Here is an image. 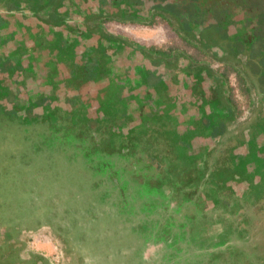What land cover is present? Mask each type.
Returning a JSON list of instances; mask_svg holds the SVG:
<instances>
[{"label":"rangeland","instance_id":"obj_1","mask_svg":"<svg viewBox=\"0 0 264 264\" xmlns=\"http://www.w3.org/2000/svg\"><path fill=\"white\" fill-rule=\"evenodd\" d=\"M107 27L113 35L132 43L148 48H173L175 54L199 59L215 75L223 71L227 85L222 88L217 83L218 88L211 90V94L217 95L222 90L229 92L238 116L228 122L227 134L218 140L214 152L210 151L213 148L212 130H209V137H199L190 147L175 150V145L182 140L177 129L161 126L152 133L147 120L136 117L122 127V135L129 140L121 142L128 141L137 150L125 152L127 155L124 156L115 152L116 144L109 134L96 133L97 140L90 135L81 137L82 131L87 129L85 116L78 120L75 116L73 119L59 116L57 120L44 117L40 119L42 124L38 125L30 120L32 111L26 107V125L5 123L6 126L0 127V154L4 155H0V193L4 189L10 195L7 199L0 196V236H5L6 231L12 233L14 229V236L9 234L14 240L13 246H16L13 249L16 257L13 255L12 260L33 261L28 264H107L108 261L127 264L135 259L125 256L135 249L133 243L137 244L138 251L135 264H145L144 259L148 260L147 264H264V135L258 139L262 147L260 152L251 154L245 150L247 146H242L237 150L244 158L237 157L233 168L230 167L235 148L246 142V128L252 126L257 132L263 122L258 82L247 76L237 60L227 55L217 56L212 47L191 45L166 18L158 16L144 23L112 21ZM47 54L44 52L43 57L46 58ZM40 62L44 59L41 58ZM135 70L131 88L145 95L147 87L138 72L140 68ZM36 71L41 75L40 80L35 83L29 79L28 86L34 88L36 99L42 96L51 101L46 108L41 103L47 113L51 111V104L59 105V98L72 104L90 99L87 102L88 109L93 111L89 112L90 118H99L96 122L106 120L110 114L106 107L111 99L103 97L101 101L97 98L99 84H83L74 88L71 76L74 73L64 71L58 77L62 79L58 89L60 84L53 86L49 79L50 71L44 65H39ZM22 77L18 87L19 82H23ZM69 79L71 82L67 83ZM116 80L118 83H109L112 95L121 92L122 88L127 89L125 94L130 93L127 85L131 84L122 85L124 81L118 77ZM159 101L163 104L166 99L160 97ZM99 103L101 110L94 111ZM195 112L194 116L198 113L197 110ZM89 123L95 126L94 122ZM148 130L152 134L144 136ZM140 134L144 135L139 137ZM256 143V140L248 142V147L252 148ZM158 144L175 155L172 161L161 148L151 151L158 148ZM137 151L139 155L152 152L146 156L152 167L163 168L165 163L167 167L160 171L135 167L129 156L138 154ZM36 154L41 156L35 159ZM29 156L34 159H28ZM10 159H17L18 169H12ZM36 161L39 163L37 167ZM13 173H18L16 180L11 177ZM170 177L168 198L158 189ZM48 179L56 182L51 184ZM204 188L213 193L212 196L206 193L211 196L212 209L201 199ZM231 198L249 200L235 203ZM5 202L8 208L17 206L9 211L8 223L4 222L5 217L3 219L1 214ZM250 203H253L251 208ZM219 204L225 209L216 213V207L221 208ZM3 212L7 211L4 209ZM216 217L222 218L225 224H218L221 234L212 237L207 231L204 237L199 235L206 244L196 242L198 239L192 240L191 221L204 225L214 223ZM22 220L26 222L22 223ZM93 220H101L98 231L96 228L100 239L102 235L116 233L123 239L121 263L114 262L112 251L115 247L112 245L115 243L109 245L111 240H91L93 231L88 226ZM213 228L217 230L216 225ZM204 229L209 230L210 225ZM35 254L42 257L37 262L33 260ZM138 254L141 255L140 261Z\"/></svg>","mask_w":264,"mask_h":264},{"label":"flooded vegetation","instance_id":"obj_2","mask_svg":"<svg viewBox=\"0 0 264 264\" xmlns=\"http://www.w3.org/2000/svg\"><path fill=\"white\" fill-rule=\"evenodd\" d=\"M106 1L105 5H101V3ZM163 2L165 4L167 2H178V0H0V127L11 123H17L19 126L26 125L28 109L32 111L30 120L38 125L42 124L40 119L44 117L57 120L59 116H63L66 119H73V116H75L76 120H78L85 116L88 122L87 129L81 133L82 138L90 135L97 140L99 138L96 133L109 134L111 141L116 144L115 152L127 155L125 152L134 151L136 148L129 144L128 141L122 144L121 140H129L122 135V127L133 122L136 117L141 116L147 120V125L152 129V133L157 128L170 127L177 129L182 140L175 145V150L184 146L190 147L189 145L199 140V137H209L211 135L209 130H212L211 145L213 148L210 151H216L218 140L224 138L227 134L228 122L233 121L238 116V109L234 105L229 92L222 90L217 95L211 94V90L218 88L217 83L222 88L227 83L224 72L222 71L220 75H215L216 73L213 74L214 72L212 73L209 67L203 65L201 60L191 56H180L174 53L175 50L171 57L153 54L139 47L138 44L125 40L123 37H109L107 34L112 33L108 29L107 24L112 21L142 23L143 21L138 20H153V18L158 16L166 18L171 22L173 28L180 32L191 45L198 48L212 47L217 56L227 55L241 63L247 72V76L258 82L259 105L264 111V68L253 64V67L246 65L247 51L245 50L246 45L243 44V42L254 38V30L242 15H238L236 19L234 18L235 21L228 23L224 35L221 32L217 33L215 28L210 29L207 36L202 35V23L195 24L193 29L187 33L179 28V22L176 17L157 5L163 4ZM214 20L209 15L206 21L213 22ZM53 23L55 24L53 25ZM61 41H64L65 45L62 46ZM237 47L242 52H238ZM250 48L248 51H250ZM257 50L255 49L252 53L256 54ZM44 52L49 53L46 58L43 57ZM261 54L257 57L258 61L262 59ZM41 58L44 59V62H40ZM39 65H44L50 71L49 79L53 86L60 84V86H57L58 89L61 88L62 80H59L58 77L64 71L74 73V75H71L74 88L82 87L83 84H99L100 92H98L97 98L101 101L103 97L104 99H111V105L109 104L106 107L110 112L106 116V120H100V122H96L99 118L91 120L89 112L93 111L89 110L87 105L90 99L83 100L78 104H72L69 101H61L58 98L60 106L51 104V111L47 113L45 108L48 107L51 101L47 97L42 98V96L36 99L32 91L34 88L28 86L30 83L29 79L34 80L35 83L40 80L41 75L36 71ZM137 67L140 68L138 72L142 75V80H144L147 87L145 95H141L138 90L131 88L133 84L131 78ZM21 76H23V82H19L20 87H18L17 83L20 81ZM117 77L120 81H124L122 85L131 84L127 85L130 87L128 90L130 93L125 94L124 91L127 89L122 88L121 92L118 91L114 95L111 94L109 83L117 82ZM246 80L248 79L246 78ZM66 82L70 83L71 79ZM16 92L18 95H16ZM160 93L164 96H160ZM160 97H165V103L161 104L159 101ZM41 103L45 105L44 109ZM93 104L96 105V103ZM100 105L99 103L94 111L97 109L101 110ZM231 105L233 106L232 109ZM195 110L198 113L194 116ZM261 117H263V122L261 127H258L257 132L256 128L254 130L252 126L246 128V138H244L246 142L235 148L236 152L230 167L233 168L234 159L237 157L242 156L244 158L243 154L238 153V148L247 146L245 150L251 154L262 150L258 142V139L264 135L261 133L264 131V116L262 115ZM89 122H94L95 126H91ZM5 123L7 124L5 125ZM134 131L137 133L135 128ZM150 132L151 130H148L146 135L140 134L139 137L143 135L149 136L152 134ZM99 137L103 139L101 135ZM255 140L257 143L253 144L252 148L248 147V142L253 143ZM98 144L102 145L99 141ZM119 146L124 147V150ZM41 148L39 151H42ZM160 148L161 146L158 144V148L151 151L154 152V150ZM163 148H161L162 152L171 158L172 161L175 155L172 156L165 146ZM150 153L142 152L140 155L139 152L138 154L131 153L129 159H133L131 161L132 165L138 168L142 166L145 169L160 171L167 167L166 163L163 168L160 166L157 168L152 167L146 157ZM33 156H29L28 159ZM39 156L41 155L36 154L34 157L38 159ZM199 162L200 166H202L201 160ZM37 164L39 163L36 161V167ZM29 166L32 165L29 164ZM95 167H93V170H95ZM48 181L51 184L56 182L55 180L50 181V179ZM173 182L177 181L173 180ZM169 183H171V177L158 189V191L161 190V194L168 198L170 197L169 190L171 189ZM207 188L201 190V199L204 203H209L210 206L208 208L212 209L211 196L213 193ZM206 193H211V196L209 197ZM231 200L233 199L231 198ZM245 200L249 199L242 200L237 198L233 202L244 203ZM5 205H8L7 202L3 204V208ZM249 205V208H251L253 203ZM219 206L221 208L217 206L216 210H214L216 213L222 208L225 209L224 206L220 204ZM3 211L2 209L1 214L3 219L5 217L4 222H7L10 213L9 211L5 213ZM32 212L30 211L29 213ZM215 219L214 223H204V225L203 223L191 221L190 232L193 235L192 240L198 239L196 242L203 241L202 237L207 234V231L212 237H214V234H221L218 224L223 226L225 224L222 218L216 217ZM100 221H90L91 224L88 228L93 231L92 235H90L91 240L99 239L103 242L111 240L108 241L109 245L115 243L112 245V248L115 247L112 251L114 262L121 263L120 255L122 253L120 249L122 248L121 241L123 239L120 235H116L117 233L114 235H102L100 239V235L96 234V228L98 231ZM21 222L24 223L26 221L22 220ZM209 225L210 229L205 230L204 227ZM215 225L217 230L213 228ZM4 234L5 236H0L1 264H28L33 262L20 258L17 261L12 260V256L16 255V252L13 251L16 246H13L14 240L9 236H14V229L12 233L6 231ZM202 234L203 236L199 238V235ZM204 244L206 243L204 242ZM132 245L135 249L125 254V256H133L136 259L138 251L135 246L137 244L132 243ZM137 257H139L140 261L141 255L138 254ZM40 258L42 257L35 254L33 260L37 262ZM9 260L12 263H8ZM134 260L127 264H135ZM147 261L143 260L145 264H147ZM107 264H111V261H108Z\"/></svg>","mask_w":264,"mask_h":264},{"label":"trees","instance_id":"obj_3","mask_svg":"<svg viewBox=\"0 0 264 264\" xmlns=\"http://www.w3.org/2000/svg\"><path fill=\"white\" fill-rule=\"evenodd\" d=\"M106 3L107 1L101 3V5H105ZM157 5L176 17L179 22V28L186 31L187 33L188 31L193 29V26L195 24L202 23L201 34L205 36H207L208 31L213 28L216 29L215 31L217 33L221 32V34L224 35L226 33L225 28H227L228 23L230 24L235 21L236 16L242 15L254 30V40L249 39L243 42V44L246 45L245 50L247 51L246 65L252 66L253 64L254 66L264 68V0H178V2H167L165 4L163 2V4L161 3ZM209 15L212 16L213 19H215V22L206 21ZM138 21L149 22L151 21V19H139ZM54 24L55 23H53V25ZM107 36L115 38L119 37L113 34H107ZM61 42L62 46L65 45L64 41ZM138 46L146 49L150 53H156L169 57H171L174 52L173 48L164 50L156 47L148 48L140 44H138ZM249 47H251L250 51H248ZM255 49L258 50L256 51V54H253L252 51H254ZM237 50L238 52H242V50L238 47ZM259 54L262 55V59L260 61L257 60ZM232 108L233 106L231 105V109ZM3 156L4 155H2L1 157ZM16 163L17 159H10L9 165L12 166V169H18ZM11 177L16 180L18 177V173L11 174ZM1 185L2 177L0 176V186ZM0 196L7 199L10 195L6 194L5 190L2 189ZM16 207L10 206V208H8L7 206H5L3 210L5 209L6 211L12 212V209Z\"/></svg>","mask_w":264,"mask_h":264}]
</instances>
